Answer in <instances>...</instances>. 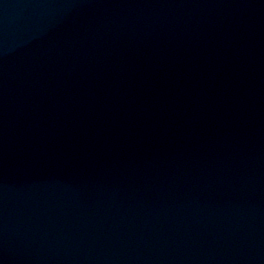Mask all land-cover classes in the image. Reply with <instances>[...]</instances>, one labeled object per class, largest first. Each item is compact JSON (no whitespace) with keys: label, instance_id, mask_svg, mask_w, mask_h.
<instances>
[{"label":"water","instance_id":"1","mask_svg":"<svg viewBox=\"0 0 264 264\" xmlns=\"http://www.w3.org/2000/svg\"><path fill=\"white\" fill-rule=\"evenodd\" d=\"M0 264H264V0H0Z\"/></svg>","mask_w":264,"mask_h":264}]
</instances>
